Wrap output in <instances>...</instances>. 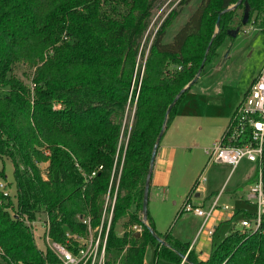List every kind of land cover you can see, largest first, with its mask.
I'll use <instances>...</instances> for the list:
<instances>
[{"label":"trees","instance_id":"1","mask_svg":"<svg viewBox=\"0 0 264 264\" xmlns=\"http://www.w3.org/2000/svg\"><path fill=\"white\" fill-rule=\"evenodd\" d=\"M166 1L0 0V157L10 159L15 184V204L0 190L5 264H59L49 249L36 246L27 222L44 214L50 237L65 242L67 231L85 232L83 216L99 224L107 195H115L107 264H146L149 243L156 259L173 264H264V222L257 230L232 229L205 259L189 242L157 232L148 211V225L142 222L152 148L197 80L166 117L168 106L216 56L235 29L237 8L246 1L250 18L264 3L201 0L164 42L167 27L191 0H179L151 36L153 9ZM17 63L31 71L30 85L12 73ZM135 223L143 225L138 236L128 228Z\"/></svg>","mask_w":264,"mask_h":264},{"label":"rangeland","instance_id":"2","mask_svg":"<svg viewBox=\"0 0 264 264\" xmlns=\"http://www.w3.org/2000/svg\"><path fill=\"white\" fill-rule=\"evenodd\" d=\"M178 1L167 0L153 9L152 19L147 30L149 35H153L160 22ZM200 1L191 0L183 7L167 27L163 38L164 42L172 40L174 34L186 22ZM242 14L243 7L240 6L237 8L233 20V26L238 28L236 35H228L225 38L218 48L216 56L204 66L197 81L184 94L178 104V107L185 112L186 124L184 126L181 124V133L178 139L183 147L176 152L167 194L159 192L157 196L154 189L150 193L148 191V212L156 229L162 233L169 232L172 236L183 241H191L199 222V218L194 213L181 211L183 202L187 199V193L193 186H195L196 192L191 196L192 201H196L197 191L201 192L198 187L202 186L204 196L223 189L219 204L221 206L229 205L232 207L231 211L238 210L240 206L252 209V206L239 201L238 197L243 194L247 184L241 183V178L252 173L254 164L247 159H242L237 168L231 172V165L214 162L206 151L223 133L226 124L221 127L223 120L220 118L228 115V121L234 112L235 106L232 108V105L236 96H239L237 101L239 103L247 90L246 88L249 87L264 64V31L262 30L264 3L260 8L251 12L249 21L245 24L241 23ZM12 71L14 75L30 85L31 71L29 68L17 63L13 66ZM131 121L132 106L128 107L123 119L124 133L128 131ZM174 142L176 143L175 140ZM45 166L46 164H42V168ZM0 171L3 174L0 176V182L4 183V190L8 193L11 202L15 204V184L12 163L9 158L0 157ZM109 203L112 205V200ZM224 212L228 214L230 211ZM226 214L224 213V215ZM245 217L237 214L230 220L222 221L214 236L213 245L221 241L232 229H240V220ZM44 218V214L37 216L33 230L35 244L42 251L49 249L43 236L42 220ZM122 222L119 221L115 227L118 234L123 231L119 225ZM147 222L149 223L148 220ZM145 260L146 264H173L161 258L156 259L152 243L147 246ZM0 264H5L1 258Z\"/></svg>","mask_w":264,"mask_h":264},{"label":"built area","instance_id":"3","mask_svg":"<svg viewBox=\"0 0 264 264\" xmlns=\"http://www.w3.org/2000/svg\"><path fill=\"white\" fill-rule=\"evenodd\" d=\"M262 30L264 31V25ZM209 158L214 162L231 165V169L247 159L254 164V174L244 199L247 203L255 206V211L247 214L240 220L241 228L257 230L264 222V64L260 72L253 78L242 99L237 104L220 138L213 143V146L206 150ZM95 173L92 172L91 175ZM4 183L0 182V190L4 195L8 193L4 190ZM203 190L202 186L198 187ZM223 189L216 192L211 201L206 205L196 204L187 198L182 205L181 211H190L201 218V223L197 235L205 232L211 237L218 224L208 225L215 219V212L218 210L230 211L232 207L227 204H219ZM115 195L110 204L108 195L104 203V209L100 222L93 227L90 217L83 216L80 221L86 226L83 233H65V242L53 240L49 233V223L47 217L42 220L44 226L43 236L47 242L49 250L57 257L59 264H107L106 263V240L109 232L112 210ZM250 215V217H248ZM144 225H148L147 220L142 217ZM32 231L35 229L36 221L27 222ZM143 225L133 224L130 229L134 233H141ZM197 237V236H196ZM190 248V245H189Z\"/></svg>","mask_w":264,"mask_h":264},{"label":"crops","instance_id":"4","mask_svg":"<svg viewBox=\"0 0 264 264\" xmlns=\"http://www.w3.org/2000/svg\"><path fill=\"white\" fill-rule=\"evenodd\" d=\"M245 92H246V90H245ZM238 98H239V96H236V99L233 101L232 108L234 106L236 108V106L238 104V102H237ZM235 108H234V110H235ZM185 118H186V115H185L184 110H181V108L178 107L177 113H176L175 117L173 118L172 122L163 131L162 137L158 143L157 152H156L153 168H152L151 175H150L149 193L152 189H154V192L157 196L159 195V192L164 193V195L167 194V189L169 186L170 177L172 176V168H173V165L175 163L176 152L183 147L179 143L178 137L180 136V133H181L180 132L181 131V124L183 126L186 124ZM227 118H228V115L220 118V120H223L221 122V127L224 124H226V125L228 124L230 117H229L228 121H227ZM226 121H227V123H226ZM226 125H225V127H226ZM224 129H223V131H224ZM177 139H178V143H177ZM174 140L176 141V143L174 142ZM237 166L235 168H237ZM233 170L231 169V172ZM253 174H254V167H253V171L251 174L244 175L243 178H241L240 182L241 183L245 182L244 185L246 183L247 184L245 185L246 189H244L243 194H241L238 197L239 201L244 202L245 204L252 206L251 210L248 209L247 206L246 207L240 206L238 208V210H232V211L230 210V212H228V214H226V212H224V210H221V209L216 211L215 212V219H212L211 222L208 223V225L218 224L215 233L211 237H209L205 232L200 233V235H197V232L199 230V226L201 223V218L197 216L199 218V222L195 228V231L193 233V237H192L191 241L189 240L187 242L190 243V248H193L195 251H197L198 256L200 258L205 259L209 255V253L213 247L214 236H215V234H216V232L220 226V223L222 221L230 220L232 217H234L237 214H241L243 216H246L247 214H251L255 211V206L250 204V203H247L244 199V194L247 191L250 182L252 181ZM193 187H191V189L187 193V195H188V196L186 195L187 198L190 197V199H191L192 194L196 192V190H193L190 193V191L193 189ZM215 193L204 196L203 190H201L200 193H198V191H197V193H196L197 196L195 197L196 201H192V200L191 201L196 203V204H202V205L206 206L211 201V199L213 198ZM221 197H220V200H221ZM224 213L226 215H224ZM235 213H237V214H235ZM222 214H223V216H222ZM152 221H153V219H152ZM153 225H154L155 230L157 232H159L155 227L154 221H153ZM159 233H162V232H159ZM173 237L177 238L174 235H173ZM178 240H180V239H178ZM180 241H183V240H180ZM183 242H186V241H183ZM153 247H154V245H153Z\"/></svg>","mask_w":264,"mask_h":264},{"label":"water","instance_id":"5","mask_svg":"<svg viewBox=\"0 0 264 264\" xmlns=\"http://www.w3.org/2000/svg\"><path fill=\"white\" fill-rule=\"evenodd\" d=\"M235 5H233V6H235ZM249 9H250L249 8V5L245 1L244 2L242 19H241V23H243V24H245L246 22H248ZM218 24H219V17L217 18V21H216V25H218ZM237 31H238V28H235V29L230 30L228 32V34H230V36H235L236 33H237ZM202 67H203V63L198 68L197 73L195 74V76L193 77V79L177 94V96L174 98V100L170 103V105L167 108L166 117H167V113L169 112V110L171 109V107L173 106V104L175 103V101L177 100V98L179 97V95L182 93V91L185 90L187 87H189L191 84H193L198 79L199 74H200V72L202 70ZM166 117H165V121H166ZM165 121H164V124H165ZM163 131H164V126L161 129V131L159 132L158 137L156 139V142H155V144H154V146L152 148V151H151L150 162H149V171H148V175H147L146 180H145L144 191H143L142 217H143L144 220H146V214H147V211H148V191H149L150 175H151V171H152V168H153V164H154V159H155L156 152H157L158 143H159V141H160V139L162 137ZM152 233L154 234V231H152ZM135 234L137 236L140 235V233H135ZM156 238L159 241H162L157 236H156Z\"/></svg>","mask_w":264,"mask_h":264}]
</instances>
